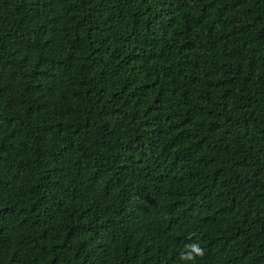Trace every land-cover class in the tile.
Wrapping results in <instances>:
<instances>
[{
    "label": "trees",
    "instance_id": "obj_1",
    "mask_svg": "<svg viewBox=\"0 0 264 264\" xmlns=\"http://www.w3.org/2000/svg\"><path fill=\"white\" fill-rule=\"evenodd\" d=\"M0 264H264V0H0Z\"/></svg>",
    "mask_w": 264,
    "mask_h": 264
},
{
    "label": "clouds",
    "instance_id": "obj_2",
    "mask_svg": "<svg viewBox=\"0 0 264 264\" xmlns=\"http://www.w3.org/2000/svg\"><path fill=\"white\" fill-rule=\"evenodd\" d=\"M205 254L204 249L199 242L193 241L185 245L184 250L179 253V260L182 262L195 260L197 257H203Z\"/></svg>",
    "mask_w": 264,
    "mask_h": 264
}]
</instances>
